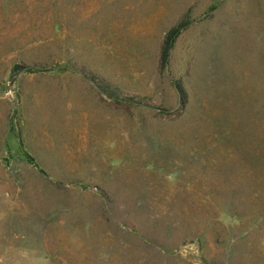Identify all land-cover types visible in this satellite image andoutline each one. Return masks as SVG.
Masks as SVG:
<instances>
[{
    "label": "rangeland",
    "instance_id": "374dc122",
    "mask_svg": "<svg viewBox=\"0 0 264 264\" xmlns=\"http://www.w3.org/2000/svg\"><path fill=\"white\" fill-rule=\"evenodd\" d=\"M0 264H264V0H0Z\"/></svg>",
    "mask_w": 264,
    "mask_h": 264
},
{
    "label": "trees",
    "instance_id": "16d2710c",
    "mask_svg": "<svg viewBox=\"0 0 264 264\" xmlns=\"http://www.w3.org/2000/svg\"><path fill=\"white\" fill-rule=\"evenodd\" d=\"M189 26V22L185 19H181L176 24H174L172 27H170L167 32L164 35V38L162 40L161 49H160V58L161 62L163 64H166L169 57V52L173 47V44L175 42V39L179 36V34L184 31ZM177 92L182 97L183 96V90L181 87L177 86ZM31 163L32 159L27 158Z\"/></svg>",
    "mask_w": 264,
    "mask_h": 264
}]
</instances>
